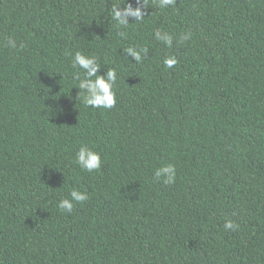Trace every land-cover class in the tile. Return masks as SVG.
<instances>
[{
	"label": "trees",
	"instance_id": "obj_1",
	"mask_svg": "<svg viewBox=\"0 0 264 264\" xmlns=\"http://www.w3.org/2000/svg\"><path fill=\"white\" fill-rule=\"evenodd\" d=\"M76 51L113 108L85 107ZM0 264H264V0H0Z\"/></svg>",
	"mask_w": 264,
	"mask_h": 264
},
{
	"label": "clouds",
	"instance_id": "obj_2",
	"mask_svg": "<svg viewBox=\"0 0 264 264\" xmlns=\"http://www.w3.org/2000/svg\"><path fill=\"white\" fill-rule=\"evenodd\" d=\"M140 3V0H137ZM175 0H160V7H165L174 4ZM127 16H133L137 20L143 18V13L140 7L133 9L130 5L122 13L117 8H113V17L122 25L127 23ZM156 38L164 40L167 44L171 45V37L167 34H162L160 31L155 33ZM191 38V33L184 34L181 39L188 40ZM7 46L16 49V41L9 38ZM23 47V45H20ZM127 52H132L137 61H140V53L133 52L132 48L126 49ZM141 52L146 53L147 49H141ZM177 63L174 57H169L164 60L166 67L171 68ZM72 67L83 70V78L80 73H77L76 79L78 81L77 88L84 92L83 103L85 107L111 109L116 103L115 92L113 91L114 85L117 80L116 71L110 68L106 75H100V65L97 63L95 57L84 55L80 51H76L72 58ZM75 163L84 171L89 173L97 171L101 168V155L93 151L86 145L79 147L75 154ZM176 171L172 164H166L155 171V178L162 179L165 184H171L175 181ZM71 199H62L58 203V208L61 212L71 213L73 209V201L82 203L88 199L86 192H81L77 189H72L69 193ZM239 225L235 224L232 220H226L224 228L228 230H235Z\"/></svg>",
	"mask_w": 264,
	"mask_h": 264
}]
</instances>
